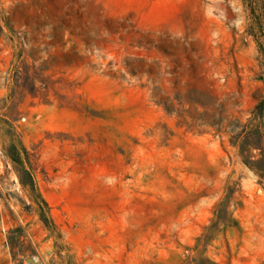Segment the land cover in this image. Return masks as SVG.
Segmentation results:
<instances>
[{"label":"rangeland","instance_id":"obj_1","mask_svg":"<svg viewBox=\"0 0 264 264\" xmlns=\"http://www.w3.org/2000/svg\"><path fill=\"white\" fill-rule=\"evenodd\" d=\"M260 159L264 0H0V264H264Z\"/></svg>","mask_w":264,"mask_h":264},{"label":"trees","instance_id":"obj_2","mask_svg":"<svg viewBox=\"0 0 264 264\" xmlns=\"http://www.w3.org/2000/svg\"><path fill=\"white\" fill-rule=\"evenodd\" d=\"M246 148H243L242 149V152L243 154H245L246 152ZM245 158H246V161L247 162H251L253 163L249 158L250 156L249 155H245ZM256 165H258L259 167H262L264 168V159H260ZM18 174H19V177H20V180H21V183L23 184V186L25 187H29L31 190H35L36 189V185H35V182H34V179H33V176L32 174L29 172V170H27L25 167L23 169H18ZM42 204H43V207L42 210H44L45 207H47V204L45 201H42Z\"/></svg>","mask_w":264,"mask_h":264}]
</instances>
